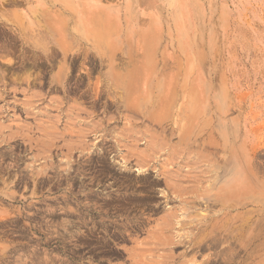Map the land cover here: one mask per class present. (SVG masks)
<instances>
[{"label": "rangeland", "instance_id": "1", "mask_svg": "<svg viewBox=\"0 0 264 264\" xmlns=\"http://www.w3.org/2000/svg\"><path fill=\"white\" fill-rule=\"evenodd\" d=\"M79 1L0 0V264H264V0Z\"/></svg>", "mask_w": 264, "mask_h": 264}, {"label": "bare ground", "instance_id": "2", "mask_svg": "<svg viewBox=\"0 0 264 264\" xmlns=\"http://www.w3.org/2000/svg\"><path fill=\"white\" fill-rule=\"evenodd\" d=\"M80 2V5L81 6H79V7H81L80 9H79V11L77 12V17H79L80 19H82V29L83 30H89V29H91L94 25H95V23H98V25L99 26H101L102 24H107V23H110V21H111V14L109 13V12H107L108 10H104V9H102V7H100L98 4H96V2L95 1H93L92 2V0H80L79 1ZM79 4V3H78ZM89 4H92V6H93V8L92 9H89V8H87V6L89 5ZM146 9V8H145ZM100 14H102L103 16H101ZM35 16H37V15H35ZM100 16H101V18H100ZM40 18V17H39ZM148 19V18H147ZM55 27H57V25L59 24V26H58V28H57V30H58V32H59V34H60V37H61V39L65 42V44H67V33H66V29H65V22H64V20L63 19H60V18H55ZM102 21V22H101ZM182 25H184V20H182L181 18H178L177 19V26H178V28H180V27H182ZM191 29V28H190ZM191 39V38H190ZM101 44V43H100ZM105 44V43H104ZM103 48H104V46H103ZM107 49V48H106ZM140 50H141V53H142V56H143V58H142V63H141V68L137 71V73H136V76L138 77L139 75H141L142 77H146L142 82H141V87H140V91L143 89L144 91H145V89H146V80L148 79V77H147V73L150 71V68H151V63H150V59H149V53H148V50L146 49V46L143 44V45H141V43H140ZM86 52L87 51H83V52H81V53H73V58H75V56H77L78 55V57L79 56H81V57H84L85 55H86ZM88 53V52H87ZM72 58V59H73ZM75 60V59H74ZM73 60V61H74ZM95 61H97V60H95ZM75 62V61H74ZM138 80V79H137ZM122 81V80H121ZM135 89V88H134ZM139 89V88H138ZM135 91V90H134ZM133 91V92H134ZM136 92H137V90H136ZM139 93V92H138ZM136 95H138V94H136ZM134 96V95H133ZM136 97V96H135ZM156 118V117H155ZM190 120H191V122H193V117H191L190 116ZM177 121L178 120H176V123H177ZM190 129V128H189ZM189 129H187V130H185V132H184V134H185V137L184 138H188L189 136H190V134H191V132L190 131H188ZM184 130V129H183ZM179 131H180V129H179ZM222 144H224V146H225V143H222ZM251 149H250V151L251 152H249V154L251 153V157L255 154V152L257 151L256 150V148L255 147H250ZM223 149V148H222ZM255 158V157H254ZM101 159V158H100ZM99 159V160H100ZM103 161H104V159H102ZM170 159H168L167 158V161H169ZM252 162V161H251ZM103 163V162H102ZM250 163V162H249ZM252 164V163H251ZM250 164V165H251ZM100 165V164H99ZM103 166H105V165H103ZM139 166V165H138ZM143 166V165H142ZM139 167L138 168V170L139 171H141V170H143V167ZM106 167V166H105ZM104 167V168H105ZM237 174H236V176L239 178L238 180H240V172H241V166H239V165H237ZM103 169V168H102ZM209 170V169H208ZM213 172H214V175H212V177L214 176V179L215 180H217L218 178H219V176H220V174H219V171L217 170V168L214 170H212ZM211 171V172H212ZM1 173V172H0ZM76 174V173H75ZM95 175H97L96 173H95ZM104 175V174H103ZM254 175H256V174H254ZM100 176V175H99ZM165 176H167V175H165ZM79 177V176H78ZM105 177V176H104ZM97 178V177H96ZM147 178V177H146ZM77 179V178H76ZM126 179V178H125ZM137 179V178H136ZM145 179V178H144ZM168 179V178H167ZM131 180V179H130ZM146 180V179H145ZM144 180V181H145ZM151 180V179H150ZM149 180V181H150ZM215 180H214V182H215ZM84 181V180H83ZM132 181V180H131ZM138 182V181H137ZM140 182V181H139ZM173 182V181H172ZM2 183H4V184H6V186L8 185V183H7V181L6 180H3V182ZM148 183V182H147ZM155 183V182H154ZM174 183V182H173ZM241 182H239L238 183V185L240 184ZM85 185V184H84ZM89 185V184H88ZM141 185H143V184H141ZM147 185V184H146ZM155 185V184H154ZM150 186V185H149ZM212 186V185H211ZM89 187V186H88ZM237 187V186H236ZM138 188V187H137ZM146 188V187H145ZM143 189V188H142ZM82 190V189H81ZM145 191V190H144ZM232 191H234L233 190V188H231V187H228V189H226L225 191H223V193H230V192H232ZM254 192L256 191V190H253ZM254 192H252L253 194H254ZM251 196V195H250ZM250 196H249V198H250ZM152 197V196H151ZM248 197V196H247ZM246 197V198H247ZM252 198H254V202H255V200H257L256 198V196H251ZM256 197V198H255ZM248 199V198H247ZM141 201V200H140ZM257 202V201H256ZM146 203V202H145ZM106 204V203H105ZM136 205V204H135ZM243 206V205H242ZM230 208H232V207H230ZM224 210V209H223ZM137 224V223H136ZM142 224V223H141ZM141 229V228H140ZM67 242V241H66ZM99 245V244H98ZM75 256V255H74ZM2 260V259H1ZM5 263V262H4ZM6 264V263H5Z\"/></svg>", "mask_w": 264, "mask_h": 264}]
</instances>
